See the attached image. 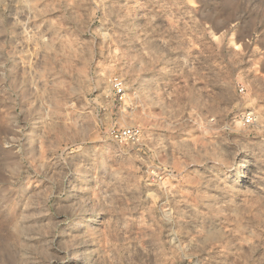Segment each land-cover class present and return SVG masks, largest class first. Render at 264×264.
<instances>
[{
	"label": "rangeland",
	"instance_id": "1",
	"mask_svg": "<svg viewBox=\"0 0 264 264\" xmlns=\"http://www.w3.org/2000/svg\"><path fill=\"white\" fill-rule=\"evenodd\" d=\"M262 65L264 0H0V264H264Z\"/></svg>",
	"mask_w": 264,
	"mask_h": 264
},
{
	"label": "built area",
	"instance_id": "2",
	"mask_svg": "<svg viewBox=\"0 0 264 264\" xmlns=\"http://www.w3.org/2000/svg\"><path fill=\"white\" fill-rule=\"evenodd\" d=\"M113 90H114V95L116 97H118L119 99H122L123 96H124V88L122 87L121 83H117L114 85L113 87ZM240 92L243 91V89H240L239 90ZM255 116L251 113L247 114L245 117H244V124H246L247 126H251V125H254L255 123ZM139 135V130L136 129V128H128V129H124L119 135H116L115 138H118V137H126V138H130V137H135V136H138Z\"/></svg>",
	"mask_w": 264,
	"mask_h": 264
},
{
	"label": "crops",
	"instance_id": "3",
	"mask_svg": "<svg viewBox=\"0 0 264 264\" xmlns=\"http://www.w3.org/2000/svg\"><path fill=\"white\" fill-rule=\"evenodd\" d=\"M262 74L260 73V75H263L264 73H263V71H264V65H262ZM259 75H255V76H253V81H254V83H255V81H259V80H263L264 81V77H258ZM254 96V92L252 93V97ZM253 99V98H252ZM253 100H255V99H253Z\"/></svg>",
	"mask_w": 264,
	"mask_h": 264
},
{
	"label": "bare ground",
	"instance_id": "4",
	"mask_svg": "<svg viewBox=\"0 0 264 264\" xmlns=\"http://www.w3.org/2000/svg\"><path fill=\"white\" fill-rule=\"evenodd\" d=\"M249 165H251V162L250 161H247V164H245L243 167H244V169L246 168V167H248Z\"/></svg>",
	"mask_w": 264,
	"mask_h": 264
}]
</instances>
